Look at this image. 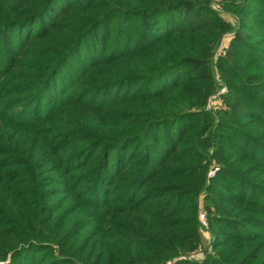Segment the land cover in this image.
I'll use <instances>...</instances> for the list:
<instances>
[{
	"label": "trees",
	"instance_id": "16d2710c",
	"mask_svg": "<svg viewBox=\"0 0 264 264\" xmlns=\"http://www.w3.org/2000/svg\"><path fill=\"white\" fill-rule=\"evenodd\" d=\"M0 264H264V0H0Z\"/></svg>",
	"mask_w": 264,
	"mask_h": 264
},
{
	"label": "built area",
	"instance_id": "2783aa9c",
	"mask_svg": "<svg viewBox=\"0 0 264 264\" xmlns=\"http://www.w3.org/2000/svg\"><path fill=\"white\" fill-rule=\"evenodd\" d=\"M225 47H226V45H225V43L223 41L222 44H221V49L219 50V52L221 53ZM217 171H218L217 167H212V169L209 172V177L213 178L216 175ZM200 218L203 221V224L207 225L205 212L201 213Z\"/></svg>",
	"mask_w": 264,
	"mask_h": 264
},
{
	"label": "rangeland",
	"instance_id": "374dc122",
	"mask_svg": "<svg viewBox=\"0 0 264 264\" xmlns=\"http://www.w3.org/2000/svg\"><path fill=\"white\" fill-rule=\"evenodd\" d=\"M227 41L228 40H224V43H225V45H227ZM221 91H224V88L223 89H221ZM214 106V101L213 102H211V104H210V106L209 107H213Z\"/></svg>",
	"mask_w": 264,
	"mask_h": 264
}]
</instances>
